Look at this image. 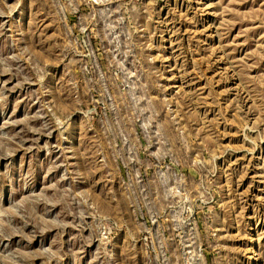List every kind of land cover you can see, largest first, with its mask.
<instances>
[{"label": "rangeland", "instance_id": "1", "mask_svg": "<svg viewBox=\"0 0 264 264\" xmlns=\"http://www.w3.org/2000/svg\"><path fill=\"white\" fill-rule=\"evenodd\" d=\"M0 264H264V0H0Z\"/></svg>", "mask_w": 264, "mask_h": 264}]
</instances>
